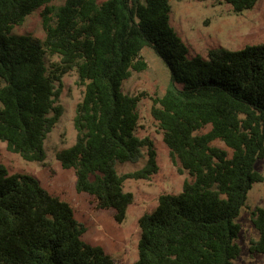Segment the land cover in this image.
Masks as SVG:
<instances>
[{
  "label": "trees",
  "instance_id": "trees-1",
  "mask_svg": "<svg viewBox=\"0 0 264 264\" xmlns=\"http://www.w3.org/2000/svg\"><path fill=\"white\" fill-rule=\"evenodd\" d=\"M52 1L0 0V140L22 159L42 162L44 140L62 113V76L75 70L84 85L76 137L55 157L73 169L77 192L123 221L133 201L124 180L158 170L153 142L135 133L143 93L121 89L131 70L146 68L140 52L151 48L168 70L151 116L171 161L189 179L139 217L132 264H233L240 254L237 218L252 185L264 179L255 168L264 158V42L188 57L170 24V0ZM222 1L240 13L258 0ZM37 9L44 37L14 33ZM52 55L58 60L48 63ZM143 149L141 168L117 172V163L137 161ZM250 219L258 235L249 250L264 253V208ZM84 232L67 201L0 163V264H115L82 239Z\"/></svg>",
  "mask_w": 264,
  "mask_h": 264
},
{
  "label": "rangeland",
  "instance_id": "rangeland-1",
  "mask_svg": "<svg viewBox=\"0 0 264 264\" xmlns=\"http://www.w3.org/2000/svg\"><path fill=\"white\" fill-rule=\"evenodd\" d=\"M62 2L53 0L52 4ZM170 4V24L186 45L188 57L196 54L206 56L208 49L213 47L236 50L264 42V0H258L252 8L240 13L233 12L230 4L222 0H170ZM13 32L42 39L44 29L40 10L29 14L21 25L13 28ZM140 54L146 68L131 70L121 89L128 95L143 93L137 105L139 119L135 133L139 137L147 136L153 142L158 170L147 179L124 180L123 190L133 194V201L127 207L123 221L117 222L112 210L95 208L90 196L77 192L73 169L63 168L55 157L57 151L72 145L76 137L73 118L76 104L83 97L84 85L75 70L62 76L56 100V104L62 107V113L44 140L46 156L42 162L22 159L0 140V163L6 166L8 172L29 174L47 191L67 201L76 220L85 226L82 239L101 246L115 264H132L136 260L139 217L155 208L160 194L179 193L184 179H189L188 173L179 172V164L171 161L161 130L150 112L153 98L161 97L167 87L168 70L151 48L144 47ZM56 60V55L47 56L48 63ZM145 162L146 150L143 149L137 161L117 163L116 169L123 174L141 168ZM255 168L264 176V158L257 160ZM256 207L264 208V179L252 185L237 218L240 231L236 242L240 246V254L233 264H264V253L249 250L250 241L258 235L250 219Z\"/></svg>",
  "mask_w": 264,
  "mask_h": 264
}]
</instances>
